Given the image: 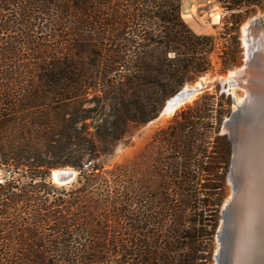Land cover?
<instances>
[{
  "label": "trees",
  "instance_id": "16d2710c",
  "mask_svg": "<svg viewBox=\"0 0 264 264\" xmlns=\"http://www.w3.org/2000/svg\"><path fill=\"white\" fill-rule=\"evenodd\" d=\"M215 40L188 25L181 0H0V264H197L202 210L217 204L232 152L218 90L153 137L167 150L148 155L158 181L102 159L211 69ZM220 58V72L241 63L240 50ZM65 166L76 179L53 182ZM156 200L152 223L173 212L166 232L139 227ZM121 218L129 226L108 228Z\"/></svg>",
  "mask_w": 264,
  "mask_h": 264
},
{
  "label": "rangeland",
  "instance_id": "374dc122",
  "mask_svg": "<svg viewBox=\"0 0 264 264\" xmlns=\"http://www.w3.org/2000/svg\"><path fill=\"white\" fill-rule=\"evenodd\" d=\"M232 1L233 0H181V14L188 25L198 34H208L216 37V48L211 54L212 67L207 73L198 76L193 82H188L183 86L182 89L188 88L193 92L189 99L184 102H179L180 104L177 107H174L173 111L165 112V107L168 104V101L171 98L176 97L177 94L168 98L155 118L132 128L116 146L114 153L102 159L106 169L110 170L117 164H123L124 166H128V168L134 167L137 176L143 180L147 177L149 181H153L154 183V181L159 180L158 165L157 162L150 159V156L151 158L156 156L161 150H164V153H167V150L165 148H159L158 144L153 145L152 140L156 133L167 127L177 111L181 110L188 104L193 103V101L204 91L214 92L218 90L219 98L218 105L216 106L218 111L230 107V113L225 115L224 120L229 117L233 111L238 112L232 125L234 129L233 136L229 134L223 124L220 128V133L228 134L232 143V152L228 169H226L224 177L218 179L217 182L218 189L215 195V201L217 204L206 206L204 209L202 208V222L201 225H199V228L201 229V234L203 236L199 238L197 242V250L194 251V255L198 257L196 260L197 264H230L231 262L230 248L233 240L232 237H234L233 218L235 217V208L232 207L228 211L227 217H224L223 211L226 203H228V199H230L234 193V185L240 181L239 169L236 172L237 175L233 177L234 181H232L230 175L233 166L236 141L239 142L242 140L243 142L245 138L252 136L258 128L260 116L262 117V114H264V99L258 97L264 92V74L258 77L260 71L257 70V63L259 62L258 54L261 52L257 49L258 51H255L256 55H253L251 61L248 63L246 62L245 40L247 36L244 32V27L250 26V39L253 42L258 41L260 44L258 48H261L262 41H264V0H251V3H242L234 10L227 9ZM240 19H242L241 23L237 24L235 21ZM229 50L234 52L240 50L241 63L227 69L226 72H220L222 68L220 57L225 51ZM260 78L262 80V85L258 82V79ZM233 82L235 85H230ZM221 94H223L222 97L220 96ZM229 101L230 104H228ZM257 131L258 130H256V132ZM149 154L150 156H148ZM156 165L157 167L154 168L153 166ZM221 165V168L219 167L218 169L223 170L224 166L223 164ZM65 167L75 171L74 178L69 182L71 183L76 179L78 171L72 166ZM55 169L56 168L52 169L51 172L53 182L59 185H64L53 179L52 175ZM161 169H163L161 170L163 172L166 169V166L163 165V168ZM130 173L131 172L127 171V176H129ZM204 181L205 180H202L200 184ZM141 188V190L146 191L144 187ZM197 192L200 194V197H204L208 191L201 185H197ZM141 203H139L138 206L144 209L146 203L144 201ZM141 208L139 211H141ZM163 212L160 201L156 200L153 208L148 209L145 216L140 215L141 222L139 227H142L145 230L154 231L160 230L166 232L170 230L173 224L171 223L170 218L173 214L172 211L169 212L167 220H164L163 223H152L154 220L157 221L156 217H160V214ZM185 213L188 217L194 218L193 214L195 212L193 210L186 209ZM118 221L119 226L116 227L111 223L108 228L112 230L114 228H121L120 226H122V228L129 226L127 219L121 218L117 220V222ZM214 223L217 225L215 230L213 229ZM224 223L226 226L221 237L219 234L220 226ZM185 241V239L181 240L180 243ZM192 262L193 261H190L189 263ZM108 263L114 264L113 261ZM156 264H165V262L156 261Z\"/></svg>",
  "mask_w": 264,
  "mask_h": 264
},
{
  "label": "bare ground",
  "instance_id": "6f19581e",
  "mask_svg": "<svg viewBox=\"0 0 264 264\" xmlns=\"http://www.w3.org/2000/svg\"><path fill=\"white\" fill-rule=\"evenodd\" d=\"M244 32L247 36L245 40L246 62L251 61L253 55H256L255 51L259 50L261 52L258 54L259 62H256L258 64L257 70L260 71L258 77H260L264 74V41H262L261 48H258L260 45L258 41L253 42L250 39V26H245ZM258 82L262 85L261 78L258 79ZM176 94V97L168 101L165 112L173 111V108L180 104L179 102L189 99L193 92L186 88L181 89ZM258 97L264 99V92ZM262 115L256 129L258 131L255 130V133L245 138L243 142L242 140L236 141L230 175L232 181H234L233 177L237 175L236 172L239 169L240 181L234 185V193L228 199L223 213L224 217H227L228 211L232 207L235 208V217L233 218L234 237H232L234 241L231 243L230 248L231 254L233 253V261L230 264H264V261H255L259 253L257 249L260 248L261 236L264 233V114ZM53 173L56 175L58 170H54ZM222 231L223 228H220L219 234H222Z\"/></svg>",
  "mask_w": 264,
  "mask_h": 264
},
{
  "label": "water",
  "instance_id": "95a60500",
  "mask_svg": "<svg viewBox=\"0 0 264 264\" xmlns=\"http://www.w3.org/2000/svg\"><path fill=\"white\" fill-rule=\"evenodd\" d=\"M230 85H235V83L233 82ZM237 115H238V112L233 111L230 114V116L227 117L223 122L224 127H226V129L228 130V132L231 136L234 135V129H233L232 125H233L234 119L237 117ZM55 170H58V173L56 175H54V173H53L52 177L56 182H59L61 184L69 183L75 176V171L73 169H70L67 167H60V168H56ZM223 213H224V211H223ZM225 226H226L225 223L222 226H220V228H223L222 234L224 233ZM222 234H220L221 237H222ZM233 241L234 240H232V242ZM254 250H256V249H254ZM257 251L259 253H258V256H257L255 261H264V233L261 236L260 248L257 249ZM219 260H220V258H219ZM230 261H233V253L230 254Z\"/></svg>",
  "mask_w": 264,
  "mask_h": 264
}]
</instances>
